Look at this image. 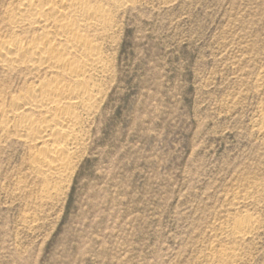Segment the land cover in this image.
I'll use <instances>...</instances> for the list:
<instances>
[{"label":"rangeland","instance_id":"374dc122","mask_svg":"<svg viewBox=\"0 0 264 264\" xmlns=\"http://www.w3.org/2000/svg\"><path fill=\"white\" fill-rule=\"evenodd\" d=\"M19 1L0 39L40 33ZM89 1L110 27L84 30L103 61L67 176L0 126V264H264V0ZM2 64L6 108L58 77Z\"/></svg>","mask_w":264,"mask_h":264},{"label":"bare ground","instance_id":"6f19581e","mask_svg":"<svg viewBox=\"0 0 264 264\" xmlns=\"http://www.w3.org/2000/svg\"><path fill=\"white\" fill-rule=\"evenodd\" d=\"M111 1L119 7L128 0ZM18 6V11L10 15L12 25L41 31L26 41L16 34L0 39V62L7 67L18 63L48 65L58 77L46 78L31 92L29 89L12 97L9 108L0 103V126L2 132L15 131L28 148L30 143L39 146L31 164L43 180L64 178L70 170L72 147L81 137L82 115H92L97 106L98 88L89 78L103 60L98 56L100 49H95L85 35L88 30H84L107 28L109 19L106 9L89 0H22ZM237 227V231H245L247 221L241 220Z\"/></svg>","mask_w":264,"mask_h":264}]
</instances>
